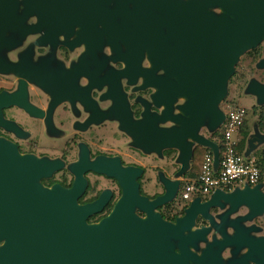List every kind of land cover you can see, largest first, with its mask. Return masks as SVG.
I'll use <instances>...</instances> for the list:
<instances>
[{"label":"water","instance_id":"obj_1","mask_svg":"<svg viewBox=\"0 0 264 264\" xmlns=\"http://www.w3.org/2000/svg\"><path fill=\"white\" fill-rule=\"evenodd\" d=\"M213 5L220 13L209 10ZM144 15L147 19L137 25V54L142 57V50H147L153 71L141 68L142 89H155L148 108L153 105L158 111L145 107L139 119L127 118L122 128L129 133L130 145L145 155L163 158V150H173L178 170L171 179L158 171L164 192L150 200L138 191L135 177L140 168L92 166L117 178L123 192L106 217L89 223L88 216L106 198L78 204L76 198L83 187L80 180L70 189L40 188L33 180L54 169V163L19 156L13 145L0 140V241H5L0 247V264H189V258L203 264L208 256L206 263L213 264L222 247L215 252L209 247L201 257L187 247L193 238H203L207 228L182 235L199 207L227 204L230 213L245 205L250 215L264 210L261 184L244 182L231 190L215 189L202 204L194 198L175 224L153 212L174 198L181 177L191 170L196 147L210 149L214 170L218 169V146L200 130L214 133L221 127L225 113L220 104L228 94L235 66L246 51L264 41V0H151ZM255 66L264 69V44ZM243 93L254 96L258 105L264 104V83L255 77L248 79ZM262 143L264 134L252 133L243 156ZM135 208L147 216H137ZM233 226L237 232L225 235L226 243L236 241L246 247L236 263L264 264V238L240 236L243 228ZM172 239L177 240L179 252L173 251Z\"/></svg>","mask_w":264,"mask_h":264},{"label":"flooded vegetation","instance_id":"obj_2","mask_svg":"<svg viewBox=\"0 0 264 264\" xmlns=\"http://www.w3.org/2000/svg\"><path fill=\"white\" fill-rule=\"evenodd\" d=\"M150 2L0 0V140L13 145L19 156L54 163V169L33 180L40 188L70 189L80 180L83 187L76 198L78 204L106 198L102 207L88 216L89 223L106 217L123 192L117 178L92 166L107 170L114 165L120 169L140 168L141 173L135 177L138 191L150 200L164 192L158 171L171 179L179 168L174 163L173 150H163V158L145 155L130 145L129 133L122 128L127 118L135 121L141 117L155 90L142 89L141 68H153L146 49L142 57L137 54V25L147 19L144 14ZM209 10L220 13L216 5ZM174 42L168 39L171 46ZM263 44L264 41L245 52L249 59L245 68H257ZM240 59L236 66L242 63ZM254 72L251 77L264 83V69ZM244 87L238 97L253 98L238 139L246 145L255 131L264 134V104L258 105L254 96L244 94ZM148 109L158 111L153 105ZM219 129L208 133L202 128L200 133L213 141L220 153L223 142ZM259 146L258 151L264 143ZM199 147L204 153L208 150ZM185 181L182 176L174 198L153 210L163 221L175 224L194 198H198L197 204L209 198V194L199 192L182 198ZM256 184H261L264 193V174ZM229 208L227 204L199 207L182 235L207 229L203 238L187 243L190 252L201 257L209 247L213 252L222 247L213 264H238L235 260L246 247L236 241L226 243L228 237H224L235 235L233 224L245 230H240V236L264 238V210L250 215L245 205L227 213ZM134 213L141 218L147 216L138 208ZM172 243L173 251L179 252L177 240L172 239ZM4 245L5 241H0V247ZM235 248L240 250L234 253ZM206 260L202 263L208 264ZM188 262L196 264L191 258Z\"/></svg>","mask_w":264,"mask_h":264},{"label":"built area","instance_id":"obj_3","mask_svg":"<svg viewBox=\"0 0 264 264\" xmlns=\"http://www.w3.org/2000/svg\"><path fill=\"white\" fill-rule=\"evenodd\" d=\"M225 119L222 123V150L219 167L214 170L213 153L207 150L203 155L200 173L197 178L185 181L181 197L188 198L192 193L210 194L215 189L231 190L235 185L247 182L254 185L259 182L261 170L257 166V156L244 157L237 148L236 136L246 117V107L235 102L222 105Z\"/></svg>","mask_w":264,"mask_h":264},{"label":"rangeland","instance_id":"obj_4","mask_svg":"<svg viewBox=\"0 0 264 264\" xmlns=\"http://www.w3.org/2000/svg\"><path fill=\"white\" fill-rule=\"evenodd\" d=\"M242 58L240 60H242V63H240L239 65L236 66L235 68V73L232 75V77L229 80V84H228V94L226 96V98L222 101V103L220 104V106L228 103V102H235V103H239L243 106H245L246 108L248 106H250V104L252 103V97L251 96H241L239 94L238 97V93H240L241 88L244 87V85H246L248 79L251 77V75H254V70L256 68H250L248 70V68H245V63L247 64V62L249 61V59L247 58V54H243L241 56ZM256 60L255 57H253V61ZM245 74V77L241 76V73ZM242 94V93H241ZM222 131V128L220 127L219 131ZM171 151V150H170ZM173 152V155H175V152ZM258 152V150H257Z\"/></svg>","mask_w":264,"mask_h":264},{"label":"trees","instance_id":"obj_5","mask_svg":"<svg viewBox=\"0 0 264 264\" xmlns=\"http://www.w3.org/2000/svg\"><path fill=\"white\" fill-rule=\"evenodd\" d=\"M255 58L257 56H254ZM250 68H248L249 70ZM242 77H245L244 72L241 73ZM243 143H239V150L242 148ZM258 159H257V166L260 168L261 170V175L264 174V147L258 151L257 153ZM203 155H204V150H200V147H196L195 151H194V156L192 159V164H191V170L189 171V173H187V175L191 176L192 179L197 178L199 173H200V169H201V164L203 161Z\"/></svg>","mask_w":264,"mask_h":264},{"label":"crops","instance_id":"obj_6","mask_svg":"<svg viewBox=\"0 0 264 264\" xmlns=\"http://www.w3.org/2000/svg\"><path fill=\"white\" fill-rule=\"evenodd\" d=\"M221 108H222V106H221ZM239 135H240V133L236 136V138H237V142H238V144H237V148H238V150H239V143H240L239 140H238V139H239ZM260 145H261V144H260ZM259 147H260V146H259ZM245 148H246V145H243L242 148H241L239 151H241L242 153H244ZM257 148H258V147H257ZM257 148H256L254 151H252L251 154L257 156V154H256V153H257ZM208 150H210V149H208ZM251 154H250V155H251ZM248 156H249V155H248ZM248 156H247V157H248ZM257 159H258V156H257ZM187 173H189V172H187ZM187 173H186V175H184L185 180L192 179L191 176L187 175Z\"/></svg>","mask_w":264,"mask_h":264}]
</instances>
